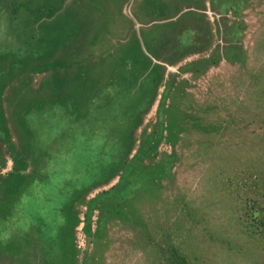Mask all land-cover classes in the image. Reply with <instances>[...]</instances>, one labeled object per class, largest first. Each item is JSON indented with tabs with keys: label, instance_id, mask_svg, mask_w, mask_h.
I'll return each mask as SVG.
<instances>
[{
	"label": "rangeland",
	"instance_id": "374dc122",
	"mask_svg": "<svg viewBox=\"0 0 264 264\" xmlns=\"http://www.w3.org/2000/svg\"><path fill=\"white\" fill-rule=\"evenodd\" d=\"M0 215V264H264V0H0Z\"/></svg>",
	"mask_w": 264,
	"mask_h": 264
},
{
	"label": "trees",
	"instance_id": "16d2710c",
	"mask_svg": "<svg viewBox=\"0 0 264 264\" xmlns=\"http://www.w3.org/2000/svg\"><path fill=\"white\" fill-rule=\"evenodd\" d=\"M28 187H29V184H27V185H26L21 191H19V195H18V197H16L15 199H13L12 202H14V201H18L19 198H20V196H21L23 193H25V191H26V189H27ZM12 202H11V203H12ZM7 204H8V202H6V204L4 205V208L8 206ZM6 205H7V206H6ZM62 206H63V205H62ZM62 206L60 207V214H61V216H60V214H59V216H60V222H58V223H61V217H62V220H63V221H62V222H63L62 224H64L65 221H64V215H63V212H62V208H63ZM6 209H7V208H6ZM4 210H5V209H4ZM1 212H3V211H1ZM58 213H59V212H58ZM3 215H4V216H7V215H8V211H7V213H5V214H3ZM0 216H2V215H0ZM32 219H33V218H32ZM47 219H48V218H47ZM57 221H58V218H57ZM48 222H50L49 219L47 220V222H44V223H45V224H48ZM62 224H61V226H62ZM51 230H53V228H52Z\"/></svg>",
	"mask_w": 264,
	"mask_h": 264
},
{
	"label": "crops",
	"instance_id": "0c3cea01",
	"mask_svg": "<svg viewBox=\"0 0 264 264\" xmlns=\"http://www.w3.org/2000/svg\"><path fill=\"white\" fill-rule=\"evenodd\" d=\"M28 193V192H27ZM25 193L24 195L26 196V198H28L29 194ZM33 218V217H32ZM35 218L31 219L30 222L34 221ZM41 221V219H39Z\"/></svg>",
	"mask_w": 264,
	"mask_h": 264
}]
</instances>
